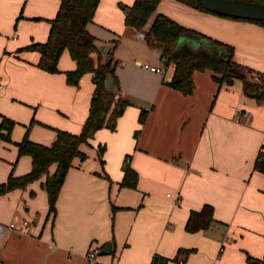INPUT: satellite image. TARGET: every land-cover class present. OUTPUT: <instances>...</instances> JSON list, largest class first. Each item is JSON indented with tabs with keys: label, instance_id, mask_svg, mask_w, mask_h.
<instances>
[{
	"label": "crops",
	"instance_id": "obj_1",
	"mask_svg": "<svg viewBox=\"0 0 264 264\" xmlns=\"http://www.w3.org/2000/svg\"><path fill=\"white\" fill-rule=\"evenodd\" d=\"M135 0H100L89 31L105 54L112 50L122 94L130 104L115 130L98 129L82 143L49 213L46 174L25 188L0 195V222L28 218L31 233L9 230L0 237V264H88L86 252L99 248L102 264H150L155 254L167 264H250L247 255H264V172L254 164L264 151V103L246 95L243 84L220 83L211 70L194 72V91L172 85L173 63L128 26L121 5ZM61 0H0V110L15 107L27 121L38 92L37 122L79 133L94 91L92 73L78 85L66 81L76 67L66 49L59 72L38 66L40 52L25 49L46 41ZM158 11L211 38L232 45L235 59L264 72V25L198 9L184 0H161ZM150 25L147 24L146 28ZM179 45L207 46L196 34H183ZM140 62L163 65L165 73ZM14 101H10V100ZM145 110V121L139 117ZM28 114V118L25 117ZM16 118V115H11ZM56 129V128H55ZM0 131L2 129L0 128ZM24 127L12 130L15 146L0 138V182L9 173L31 170L32 157L19 155L16 142ZM56 132V131H55ZM30 137L50 143L54 131L32 125ZM100 145H105L100 157ZM128 159L138 172L136 187L121 185ZM55 165L50 171L53 172ZM214 207L215 221L188 231L192 210ZM107 252L100 250L108 242Z\"/></svg>",
	"mask_w": 264,
	"mask_h": 264
},
{
	"label": "trees",
	"instance_id": "obj_2",
	"mask_svg": "<svg viewBox=\"0 0 264 264\" xmlns=\"http://www.w3.org/2000/svg\"><path fill=\"white\" fill-rule=\"evenodd\" d=\"M161 0H135L129 5H121L125 12V22L145 32L148 44L161 50V56L168 63L175 65L172 85L185 94L194 91V72L211 70L220 83L232 84L240 79L246 95L264 103V72L247 67L235 59V49L205 34L188 28L170 16L158 11ZM192 6L212 12L197 0H184ZM264 2V0H258ZM100 0H61L56 16L51 19V27L46 41L32 42L25 49L40 52L38 66L48 72H59L60 57L68 50L76 62L74 69L66 71V81L78 85L85 73H92L95 84L90 101L89 114L79 133L56 128V137L51 144H44L29 137V131L16 142L19 155L28 154L32 157L30 171L16 175L12 170L6 181L0 182V195L16 188H25L33 181L46 174L42 182L48 194L49 213L56 212V202L64 183L66 174L76 157L85 159L87 154L81 149L82 143H89L96 131L102 127L115 130L119 116L131 103L121 92V84L115 67L118 61L111 51L105 54L96 43V36L88 29L93 21ZM215 13V12H213ZM219 14V13H217ZM222 15V14H220ZM226 16V15H223ZM230 17V16H228ZM237 18V17H233ZM243 19V18H238ZM264 25V21L247 19ZM150 25L146 28L147 24ZM196 34L204 38L208 45L193 49L189 45H179L183 34ZM111 74L117 87L116 93L109 91L105 80ZM145 110L140 114L139 121L144 123ZM34 122V121H33ZM15 121L6 116L0 123V138L11 140L10 133ZM105 145H100V157ZM127 158L121 185L136 187L138 172L131 166ZM55 165L53 172L50 171ZM254 168L264 172V151L255 161ZM214 207L205 204L199 210H192L186 223L188 231L208 228L213 222ZM250 264H264V255L254 257L247 255ZM168 258L155 254L150 264H167Z\"/></svg>",
	"mask_w": 264,
	"mask_h": 264
},
{
	"label": "water",
	"instance_id": "obj_3",
	"mask_svg": "<svg viewBox=\"0 0 264 264\" xmlns=\"http://www.w3.org/2000/svg\"><path fill=\"white\" fill-rule=\"evenodd\" d=\"M208 10L222 15L243 19H253L264 21V2L258 0H197ZM103 49V47L101 48ZM167 60L165 59L164 63ZM109 91L116 93L117 87L112 75L109 73L105 80ZM112 247L111 241L106 243L100 250L101 253L107 252Z\"/></svg>",
	"mask_w": 264,
	"mask_h": 264
},
{
	"label": "built area",
	"instance_id": "obj_4",
	"mask_svg": "<svg viewBox=\"0 0 264 264\" xmlns=\"http://www.w3.org/2000/svg\"><path fill=\"white\" fill-rule=\"evenodd\" d=\"M138 36L144 38L145 32L139 31ZM140 64L156 73H165V67L163 65L158 64H152L150 62H140ZM5 86L4 79L0 75V91L3 90ZM33 223L28 218H22V219H15L7 224L0 222V237L5 236L9 230H14L19 234H29L31 233ZM86 260L88 264H102L99 259V248L96 246H91L89 250L86 252Z\"/></svg>",
	"mask_w": 264,
	"mask_h": 264
},
{
	"label": "rangeland",
	"instance_id": "obj_5",
	"mask_svg": "<svg viewBox=\"0 0 264 264\" xmlns=\"http://www.w3.org/2000/svg\"><path fill=\"white\" fill-rule=\"evenodd\" d=\"M29 97H30V95H29ZM29 97H27V102H29V100H30V98ZM47 96H41V93L40 92H38L37 94H35L34 96H31V98H32V102H33V105H32V108L29 106V107H26V106H28L27 105V102L26 101H24V100H22V102L21 101H18L17 100V102H20L21 104H23V105H25V108H26V110H27V108H30V109H33L31 112H30V116H29V118H28V114H27V116H25V117H27L28 118V120L27 121H24L23 119H21L20 117H22V114L20 113V111H19V109H15V107L14 108H12V110L11 109H8V114L9 115H7L6 113H4L2 110H0V123H1V121L3 120V117L4 116H6V117H8V118H10V119H13L14 121H15V124H14V126H13V128L15 127V126H21V127H24V131H23V134H22V138L24 137V135L29 131V137H30V129H31V127H32V125L34 126V125H41L42 127H45V128H47V129H50V130H52V131H54V134L56 135V129L55 128H58V127H55V126H53L51 123H48L47 125H44V124H41L40 122H37V120H38V118H36V112H35V109H36V107L38 108V106H39V109H40V105H42L43 104V100L42 99H45ZM10 101H14V100H10ZM41 111H45V109L44 108H41L40 109ZM16 115V118L15 117H13V116H11V115ZM34 121V122H33ZM60 129H62V128H60ZM13 130V129H12ZM12 130H11V132H12ZM1 132H3V133H6V131L5 130H2V131H0V133ZM10 137H11V140H8V139H5V141H7V142H9V143H12V145L13 146H15V139H14V135L12 136V133H10ZM21 138V139H22ZM31 138V137H30ZM32 139V138H31ZM55 139V138H54ZM54 139L50 142V143H44V144H51L53 141H54ZM36 141V140H35ZM38 142H40V141H38ZM43 143V142H42ZM8 178V177H7ZM7 180V179H6ZM5 180V181H6ZM3 182V181H2Z\"/></svg>",
	"mask_w": 264,
	"mask_h": 264
}]
</instances>
